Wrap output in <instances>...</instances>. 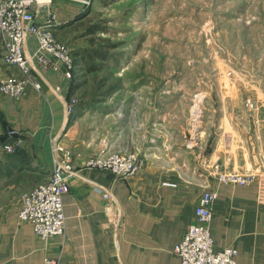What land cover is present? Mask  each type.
I'll return each mask as SVG.
<instances>
[{"label": "rangeland", "instance_id": "obj_1", "mask_svg": "<svg viewBox=\"0 0 264 264\" xmlns=\"http://www.w3.org/2000/svg\"><path fill=\"white\" fill-rule=\"evenodd\" d=\"M31 9L42 26L46 13L57 17L51 31L73 59L72 108L91 147L142 160L154 139L141 127L154 124L178 154L227 153V169L201 160L208 174L217 164L264 175L258 151L241 147L264 124V0H34Z\"/></svg>", "mask_w": 264, "mask_h": 264}, {"label": "crops", "instance_id": "obj_2", "mask_svg": "<svg viewBox=\"0 0 264 264\" xmlns=\"http://www.w3.org/2000/svg\"><path fill=\"white\" fill-rule=\"evenodd\" d=\"M45 20L57 23V17L49 13ZM37 50L36 37L28 36L25 54L40 90L28 86L17 99L0 94V130L18 132V136L0 138V264H44L47 259L57 264H180L174 248L195 220L200 194L212 186L218 191L210 224L213 251L234 247L236 264H264L261 171L254 167L259 175L247 185L216 184L201 160L218 161L227 169V153L209 145L198 154H178L176 141L154 138L158 131L154 124L141 127L144 137L154 142L140 146L148 153L141 158L137 176L118 179L105 171L82 168L84 161L100 151L101 144L91 147L83 141L84 113L77 106L67 112L75 90L73 70L48 54L49 63L42 66L37 62ZM1 55L0 41V60ZM11 74H17L15 69L0 62V79ZM55 142L71 151L76 174L63 197L64 234L41 239L30 225L17 221V211L21 196L50 177ZM5 145H11L13 152L5 151ZM247 146L258 151L253 157L255 165L264 163V124L258 125L253 140H243L241 147ZM249 165L244 153L238 168L246 173ZM100 188L111 194L121 213L116 232L108 226Z\"/></svg>", "mask_w": 264, "mask_h": 264}, {"label": "built area", "instance_id": "obj_3", "mask_svg": "<svg viewBox=\"0 0 264 264\" xmlns=\"http://www.w3.org/2000/svg\"><path fill=\"white\" fill-rule=\"evenodd\" d=\"M34 0H0V41L1 65L14 68L17 74L0 79V94L21 98L28 86L40 90V84L31 75L30 59L25 54V43L28 36H35L38 43L37 62L47 65L45 54L53 60L61 61L66 68L73 69V59L65 46L56 42L49 22L43 26L36 22V15L31 9ZM74 100L67 105V112H72ZM5 135L18 136L15 130H0V138ZM18 140V141H17ZM19 142L20 139H17ZM4 150L13 152L11 145ZM55 153L54 169L50 177L35 189L21 196L17 211V221L32 227L36 236L41 239L62 236L65 232V214L63 197L69 192V181L76 174L72 162V153L58 142L53 145ZM82 168L105 171L118 179H129L137 176L142 168V160L133 153H112L99 151L82 164ZM209 176L220 185H247L255 180L254 175L228 173L215 164ZM105 201V214L108 226L116 232L121 225V213L112 201L111 194L100 188ZM218 197L216 187H206L197 199L195 220L189 225L179 243L174 248L180 264H236L237 250L225 247L219 252L213 251V240L210 233L212 205ZM44 264H57L54 259H47Z\"/></svg>", "mask_w": 264, "mask_h": 264}, {"label": "bare ground", "instance_id": "obj_4", "mask_svg": "<svg viewBox=\"0 0 264 264\" xmlns=\"http://www.w3.org/2000/svg\"><path fill=\"white\" fill-rule=\"evenodd\" d=\"M36 1H39V2H48L49 0H36Z\"/></svg>", "mask_w": 264, "mask_h": 264}, {"label": "trees", "instance_id": "obj_5", "mask_svg": "<svg viewBox=\"0 0 264 264\" xmlns=\"http://www.w3.org/2000/svg\"><path fill=\"white\" fill-rule=\"evenodd\" d=\"M2 138V137H1ZM5 138H6V136H5Z\"/></svg>", "mask_w": 264, "mask_h": 264}]
</instances>
